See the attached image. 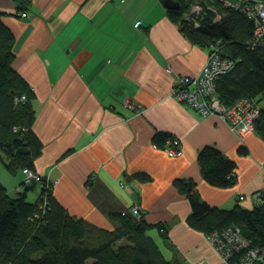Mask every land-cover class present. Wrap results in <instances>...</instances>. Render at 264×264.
Wrapping results in <instances>:
<instances>
[{
	"label": "crops",
	"instance_id": "crops-1",
	"mask_svg": "<svg viewBox=\"0 0 264 264\" xmlns=\"http://www.w3.org/2000/svg\"><path fill=\"white\" fill-rule=\"evenodd\" d=\"M0 12L16 36L12 65L35 94L34 168L52 181L58 201L108 230L120 225L112 213L132 214L138 204L148 222L167 226L170 259L220 264L206 234L188 224L191 203L174 180L193 178L211 205L251 208L264 187V139L256 131L241 139L218 116L174 96L179 77L200 72L208 46L194 43L162 0H0ZM128 98L144 111L127 107ZM158 132L180 138L183 153L155 147ZM206 145L236 161V185L203 178L198 155ZM1 171L16 194L21 167L15 177Z\"/></svg>",
	"mask_w": 264,
	"mask_h": 264
},
{
	"label": "trees",
	"instance_id": "trees-1",
	"mask_svg": "<svg viewBox=\"0 0 264 264\" xmlns=\"http://www.w3.org/2000/svg\"><path fill=\"white\" fill-rule=\"evenodd\" d=\"M179 1L181 7L168 9V14L181 24L185 34L201 45L218 42L223 53L236 61L231 71L216 79L221 100L228 105L242 97L259 102L258 96L264 94V47L251 45L254 21L220 0H199L203 6L200 26L193 27L183 20V14L195 0ZM216 15L220 18L215 21ZM15 42L16 36L0 12V160L11 172L19 167L36 171L33 160L41 143L32 130L35 94L12 65ZM22 94L26 99L16 102ZM255 131L264 139V106L255 121ZM169 137V133L158 132L154 142L163 147ZM239 153L245 155L248 150L240 147ZM198 161L209 184L220 188L236 185V161L225 157L216 146H204ZM174 183L190 200L188 224L192 228L208 235L234 226L252 244L264 246V202L254 201L251 208L239 202L231 208H221L202 199L193 178H177ZM21 186L22 190L10 194L0 181V264H182L166 258L148 234L157 228L174 245L163 222L150 223L142 214L138 217L114 212L112 216L120 223L116 229L94 227L58 201L52 192V181L46 176L27 185L22 181ZM36 186L40 193L35 200H29V191ZM122 239L127 240L126 244L119 245Z\"/></svg>",
	"mask_w": 264,
	"mask_h": 264
},
{
	"label": "built area",
	"instance_id": "built-area-1",
	"mask_svg": "<svg viewBox=\"0 0 264 264\" xmlns=\"http://www.w3.org/2000/svg\"><path fill=\"white\" fill-rule=\"evenodd\" d=\"M224 6L239 10L249 19L254 21L255 30L251 40L254 47H264V0H220ZM203 6L199 0H195L183 14V20L193 27L200 26V13ZM21 16L27 17L29 13L22 11ZM220 18L216 15L215 21ZM207 59L196 75H184L174 83L173 94L180 101L191 104L203 115H216L229 125L239 138L255 130V121L261 110L259 102L255 98L242 97L235 103L225 104L217 90L216 79L224 73L231 71L236 61L226 56L222 46L218 42L208 46ZM26 95L17 97L16 102L25 100ZM125 105L136 113H142V105L131 99L124 101ZM155 147L158 146L154 143ZM171 156H180L183 153L182 141L178 137L171 136L167 143L161 147ZM23 171L24 183L31 184L39 182L42 175L31 168L25 167ZM49 181V178H47ZM17 190H22L19 185ZM244 198V196H240ZM255 202H264V187L253 193ZM131 212L140 217L142 210L138 204L133 205ZM217 254L220 256V264H264V246L254 245L245 237L240 228L229 227L223 230L214 231L206 235ZM197 264H203L199 261Z\"/></svg>",
	"mask_w": 264,
	"mask_h": 264
},
{
	"label": "rangeland",
	"instance_id": "rangeland-1",
	"mask_svg": "<svg viewBox=\"0 0 264 264\" xmlns=\"http://www.w3.org/2000/svg\"><path fill=\"white\" fill-rule=\"evenodd\" d=\"M187 10V9H186ZM259 99V104L260 106H264V94L259 95L258 96ZM255 131V130H254ZM6 171L8 172L12 177H15L16 174H13L12 172H9L10 170H8L5 166V164L3 163V161L0 160V171ZM2 172V171H1ZM23 172V171H22ZM12 173V174H11ZM13 179V178H12ZM17 179H20V176H17ZM23 188V187H22ZM18 191V190H17ZM40 193V188L39 186H36V188H33L29 191V195H28V199L29 200H35L37 198V196ZM148 234L151 235V237H153L155 239V241L158 243L161 251L163 252V254L165 255L166 258L170 259L173 256V246L172 244H170L168 242L167 239L163 238L161 236V234L159 233V230L157 228H152L148 231ZM211 244V243H210ZM212 245V244H211ZM214 248V247H213ZM217 253V252H216ZM182 255V254H181ZM218 255V254H217ZM219 256V255H218ZM220 258V256H219ZM221 260V259H220ZM190 262V261H188ZM184 264H193V263H184Z\"/></svg>",
	"mask_w": 264,
	"mask_h": 264
},
{
	"label": "water",
	"instance_id": "water-1",
	"mask_svg": "<svg viewBox=\"0 0 264 264\" xmlns=\"http://www.w3.org/2000/svg\"><path fill=\"white\" fill-rule=\"evenodd\" d=\"M162 1L168 9H179L181 7V3L179 0H162Z\"/></svg>",
	"mask_w": 264,
	"mask_h": 264
},
{
	"label": "bare ground",
	"instance_id": "bare-ground-1",
	"mask_svg": "<svg viewBox=\"0 0 264 264\" xmlns=\"http://www.w3.org/2000/svg\"><path fill=\"white\" fill-rule=\"evenodd\" d=\"M143 211V210H142Z\"/></svg>",
	"mask_w": 264,
	"mask_h": 264
}]
</instances>
